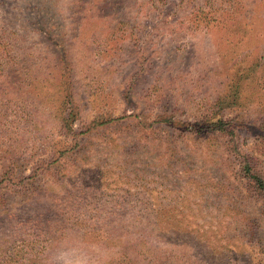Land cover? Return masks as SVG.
Segmentation results:
<instances>
[{
	"label": "rangeland",
	"instance_id": "374dc122",
	"mask_svg": "<svg viewBox=\"0 0 264 264\" xmlns=\"http://www.w3.org/2000/svg\"><path fill=\"white\" fill-rule=\"evenodd\" d=\"M245 156L264 0H0V264H264Z\"/></svg>",
	"mask_w": 264,
	"mask_h": 264
},
{
	"label": "trees",
	"instance_id": "16d2710c",
	"mask_svg": "<svg viewBox=\"0 0 264 264\" xmlns=\"http://www.w3.org/2000/svg\"><path fill=\"white\" fill-rule=\"evenodd\" d=\"M226 102V101H225ZM206 132L208 133H226L230 137L231 143H233V132L234 126L230 128V125L227 121L222 118L217 117L216 119L213 117L212 119H208L205 123ZM235 145L232 146L233 150H236ZM252 161V160H251ZM248 157H243L242 159V169L244 170V176L247 179L250 188L260 191L264 193V175L257 171L253 162H251Z\"/></svg>",
	"mask_w": 264,
	"mask_h": 264
}]
</instances>
